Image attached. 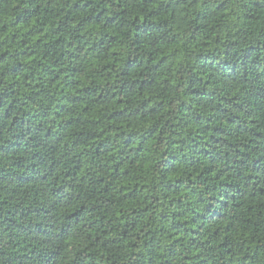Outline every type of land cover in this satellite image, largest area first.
Wrapping results in <instances>:
<instances>
[{"label":"trees","instance_id":"trees-1","mask_svg":"<svg viewBox=\"0 0 264 264\" xmlns=\"http://www.w3.org/2000/svg\"><path fill=\"white\" fill-rule=\"evenodd\" d=\"M0 264H264V0H0Z\"/></svg>","mask_w":264,"mask_h":264}]
</instances>
